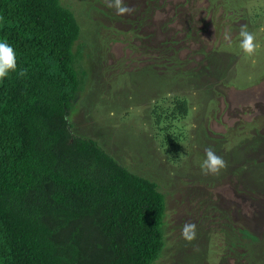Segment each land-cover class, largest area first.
Masks as SVG:
<instances>
[{"label":"rangeland","instance_id":"rangeland-1","mask_svg":"<svg viewBox=\"0 0 264 264\" xmlns=\"http://www.w3.org/2000/svg\"><path fill=\"white\" fill-rule=\"evenodd\" d=\"M61 1L86 71L69 121L158 184L159 264H264V46L249 58L236 46L242 27L264 45V0H124L123 16L113 0ZM177 97L184 117L170 115ZM208 147L225 161L218 174L199 167Z\"/></svg>","mask_w":264,"mask_h":264},{"label":"trees","instance_id":"trees-1","mask_svg":"<svg viewBox=\"0 0 264 264\" xmlns=\"http://www.w3.org/2000/svg\"><path fill=\"white\" fill-rule=\"evenodd\" d=\"M0 18L18 59L0 83V264H159L158 184L69 121L86 78L73 11L61 0H0ZM171 104V116H186V99Z\"/></svg>","mask_w":264,"mask_h":264},{"label":"clouds","instance_id":"clouds-1","mask_svg":"<svg viewBox=\"0 0 264 264\" xmlns=\"http://www.w3.org/2000/svg\"><path fill=\"white\" fill-rule=\"evenodd\" d=\"M113 6L117 14L121 16L132 11V9L124 3V0H113ZM2 22V18H0V23ZM228 38L229 37H226V39ZM236 46L239 53L249 58L254 57L264 45L261 44L252 31L248 30L247 27H242L238 33ZM17 72V53L7 40L0 38V83L8 79L10 74ZM20 74L22 75L23 73L20 72ZM199 167L205 173L218 174L225 167V161L221 156L217 155L211 147H208L205 149V155ZM182 236L188 241L193 240L196 236V225L191 222L183 223Z\"/></svg>","mask_w":264,"mask_h":264}]
</instances>
